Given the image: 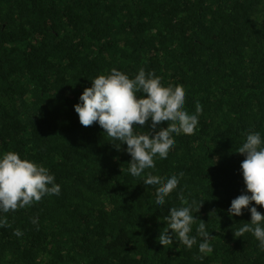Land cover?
I'll list each match as a JSON object with an SVG mask.
<instances>
[{"label":"trees","instance_id":"trees-1","mask_svg":"<svg viewBox=\"0 0 264 264\" xmlns=\"http://www.w3.org/2000/svg\"><path fill=\"white\" fill-rule=\"evenodd\" d=\"M113 68L181 86L189 114L202 106L194 133L173 136L168 158L145 170L183 173L159 208L145 174L128 172L127 146L74 111ZM249 132L264 138V0H0V153L46 167L61 186L2 214L0 264H264L252 233L234 235L250 212L227 214L245 192L236 151ZM182 200L201 204L190 235L204 221L212 252L198 251L199 236L191 249L158 243Z\"/></svg>","mask_w":264,"mask_h":264},{"label":"clouds","instance_id":"clouds-1","mask_svg":"<svg viewBox=\"0 0 264 264\" xmlns=\"http://www.w3.org/2000/svg\"><path fill=\"white\" fill-rule=\"evenodd\" d=\"M137 93L141 95L138 97ZM73 107L82 126H91L95 122L114 141L112 144L117 150H121L122 145L127 146L123 150L131 157L128 172L133 177L153 169L154 158L166 160L175 145L173 136L192 135L202 112V106L197 102L195 112L189 114L181 86H163L160 77L153 72L146 73L142 68L134 78L115 68L107 75H98L91 80L90 87L84 88ZM149 121L148 131L134 132V129H139L134 125L143 126ZM162 122H167V128H158ZM236 152L245 157L240 164L245 192L231 200L227 214L233 217L242 215L244 209L250 212V222L244 223L234 235L241 237L246 232L252 233L259 242V250L264 252V215L256 207H264V138L261 133H247ZM182 177L183 173L168 178L151 172L145 174L143 184L156 188L157 208L165 204ZM60 191L61 186L55 183L54 175L46 167L22 159L14 151L0 153V227L7 225L2 214L31 206L46 195L58 196ZM181 202L186 206L169 208L164 217L167 230L160 232L158 243L163 247L169 246L173 245L174 238H178L185 249H191L199 236L202 239L198 251L202 254L212 252L211 232L206 230L204 221L196 226L197 235H190L195 222L192 213L198 212L201 204L194 209L187 201ZM14 235L19 237L23 233L16 229Z\"/></svg>","mask_w":264,"mask_h":264}]
</instances>
